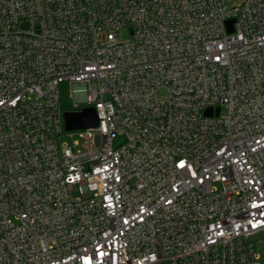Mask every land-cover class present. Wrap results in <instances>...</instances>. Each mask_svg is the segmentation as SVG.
<instances>
[{
	"label": "built area",
	"instance_id": "obj_1",
	"mask_svg": "<svg viewBox=\"0 0 264 264\" xmlns=\"http://www.w3.org/2000/svg\"><path fill=\"white\" fill-rule=\"evenodd\" d=\"M65 87L98 126L65 129ZM260 238L264 0H0V264H261Z\"/></svg>",
	"mask_w": 264,
	"mask_h": 264
},
{
	"label": "water",
	"instance_id": "obj_2",
	"mask_svg": "<svg viewBox=\"0 0 264 264\" xmlns=\"http://www.w3.org/2000/svg\"><path fill=\"white\" fill-rule=\"evenodd\" d=\"M233 21H228L229 32L233 31ZM65 129L67 131L94 128L99 124V118L94 107H85L80 111L64 112Z\"/></svg>",
	"mask_w": 264,
	"mask_h": 264
},
{
	"label": "rangeland",
	"instance_id": "obj_3",
	"mask_svg": "<svg viewBox=\"0 0 264 264\" xmlns=\"http://www.w3.org/2000/svg\"><path fill=\"white\" fill-rule=\"evenodd\" d=\"M130 37V34L128 33V31H121L119 33L118 39L121 41H126L128 40ZM75 138H77V136H75ZM73 138H71L70 136H68L67 134L63 137V141L68 142V143H72ZM256 244H257V252L259 254V262L261 264H264V238H260V240H256Z\"/></svg>",
	"mask_w": 264,
	"mask_h": 264
},
{
	"label": "trees",
	"instance_id": "obj_4",
	"mask_svg": "<svg viewBox=\"0 0 264 264\" xmlns=\"http://www.w3.org/2000/svg\"><path fill=\"white\" fill-rule=\"evenodd\" d=\"M66 85L67 84H64V86H66ZM61 101H62L64 111H70L72 109V98L70 96L69 91L67 90V87H65L63 89Z\"/></svg>",
	"mask_w": 264,
	"mask_h": 264
},
{
	"label": "snow or ice",
	"instance_id": "obj_5",
	"mask_svg": "<svg viewBox=\"0 0 264 264\" xmlns=\"http://www.w3.org/2000/svg\"><path fill=\"white\" fill-rule=\"evenodd\" d=\"M181 166H183V162H181ZM91 258L89 257H84L85 264H90Z\"/></svg>",
	"mask_w": 264,
	"mask_h": 264
}]
</instances>
